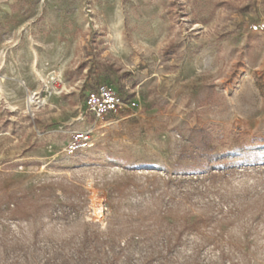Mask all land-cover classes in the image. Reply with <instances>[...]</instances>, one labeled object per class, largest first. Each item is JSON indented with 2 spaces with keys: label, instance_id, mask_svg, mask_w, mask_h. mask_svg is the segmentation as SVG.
<instances>
[{
  "label": "rangeland",
  "instance_id": "374dc122",
  "mask_svg": "<svg viewBox=\"0 0 264 264\" xmlns=\"http://www.w3.org/2000/svg\"><path fill=\"white\" fill-rule=\"evenodd\" d=\"M0 264H264V0H0Z\"/></svg>",
  "mask_w": 264,
  "mask_h": 264
},
{
  "label": "built area",
  "instance_id": "2783aa9c",
  "mask_svg": "<svg viewBox=\"0 0 264 264\" xmlns=\"http://www.w3.org/2000/svg\"><path fill=\"white\" fill-rule=\"evenodd\" d=\"M123 106L124 102L120 95L106 84H99L85 97L86 115L95 122L103 120L107 116L118 114ZM91 134L92 130L72 133L65 147V153L71 156L91 147Z\"/></svg>",
  "mask_w": 264,
  "mask_h": 264
},
{
  "label": "bare ground",
  "instance_id": "6f19581e",
  "mask_svg": "<svg viewBox=\"0 0 264 264\" xmlns=\"http://www.w3.org/2000/svg\"><path fill=\"white\" fill-rule=\"evenodd\" d=\"M30 102H32V101L30 100ZM97 209H100V207L98 206V207L96 208V210H97Z\"/></svg>",
  "mask_w": 264,
  "mask_h": 264
}]
</instances>
